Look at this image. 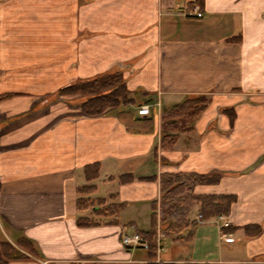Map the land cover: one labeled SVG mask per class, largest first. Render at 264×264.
<instances>
[{
    "label": "crops",
    "instance_id": "crops-1",
    "mask_svg": "<svg viewBox=\"0 0 264 264\" xmlns=\"http://www.w3.org/2000/svg\"><path fill=\"white\" fill-rule=\"evenodd\" d=\"M116 71L135 103L87 115L58 95ZM196 96L207 107L164 146L163 110ZM164 172L221 174L196 192L237 199L162 252L125 247ZM0 237L26 254L7 264H264V0H0Z\"/></svg>",
    "mask_w": 264,
    "mask_h": 264
},
{
    "label": "trees",
    "instance_id": "trees-1",
    "mask_svg": "<svg viewBox=\"0 0 264 264\" xmlns=\"http://www.w3.org/2000/svg\"><path fill=\"white\" fill-rule=\"evenodd\" d=\"M60 95L80 94L84 97L81 108L87 115L102 114L109 107H119L135 103V97L127 89L126 82L121 72L107 73L93 79L77 81L58 91ZM208 105L205 96L190 97L170 108H165L162 112L164 119L162 125V143L168 147L176 140L175 131L181 127L177 120L186 123L193 120L198 113ZM229 112L232 110L229 109ZM231 117L233 119L234 113ZM173 131V132H174ZM99 164L95 163L87 167L86 175L88 179L98 175ZM132 177L131 175H129ZM222 175L218 173L200 174L196 172H164L160 175L161 195L159 206L153 203L152 227L148 231H138L146 235L151 242L153 252L155 244L152 242L156 233L157 215L160 216L161 229L166 235L180 237L184 231L188 230L191 235L197 223L190 218V213L194 205H199V211L203 218L208 219L218 215H228L232 203L237 199L234 194H208L197 193L199 186L216 185L220 182ZM122 204L110 206L111 212H117ZM95 217L81 216L78 218L80 225H91L98 223ZM245 233L254 236L261 232L258 224H248L243 226ZM224 232L230 231V226L222 227ZM20 247L33 252L34 248L30 242L24 238L16 241ZM26 257V254L18 249L11 242L0 237V264H7L13 259Z\"/></svg>",
    "mask_w": 264,
    "mask_h": 264
},
{
    "label": "built area",
    "instance_id": "built-area-1",
    "mask_svg": "<svg viewBox=\"0 0 264 264\" xmlns=\"http://www.w3.org/2000/svg\"><path fill=\"white\" fill-rule=\"evenodd\" d=\"M198 11H199L198 8H194V10L192 11V14H197ZM150 111H151V104L149 103H144L138 106V113L140 115H148ZM198 218L202 219L203 218L202 214H198ZM223 219H224L223 216L219 215L215 219V222L223 221ZM227 225H229L228 222L222 223V226H227ZM161 232H162L161 225H160V222H158L156 236L152 239V241L155 242V249L157 253L164 251V247L162 245L163 234ZM122 244L128 248H138L139 247V248H144L147 250L151 248V242L149 238L146 237V235L139 233V232H135L131 235L125 234L122 237Z\"/></svg>",
    "mask_w": 264,
    "mask_h": 264
},
{
    "label": "rangeland",
    "instance_id": "rangeland-1",
    "mask_svg": "<svg viewBox=\"0 0 264 264\" xmlns=\"http://www.w3.org/2000/svg\"><path fill=\"white\" fill-rule=\"evenodd\" d=\"M58 95H59V94H58ZM72 96H73V98H75V99H74L75 102H77V103H79V104H81V102L84 100V97H82L80 94H73ZM158 104H159V103H158ZM177 123L180 124L181 126H182V125H185V123H184L182 120H177ZM84 190H85V189H84ZM92 197H93V196H92ZM84 202H85V201H83V200H82V202L80 201L79 205H80V206H83ZM87 202H88V201H87ZM87 202H85V203H87ZM92 204L95 205L94 201H92L91 203H87V205H89V206H91ZM84 206H85V205H84ZM198 211H199V207H198V205H194L193 208H192V210H191V213H190V218H191V219L196 218V217H197V214H198ZM131 234H133V233H131ZM131 234H129V235H131ZM162 234H163L162 237H164V236H165V233H162ZM183 234L188 236V232H187V231H184ZM184 235H183V236H184ZM178 238H182V235H181L180 237H177V239H178ZM1 239H3V238L1 237ZM152 242L154 243V241H152ZM167 243H168V241H166V245H167ZM154 244H155V243H154Z\"/></svg>",
    "mask_w": 264,
    "mask_h": 264
}]
</instances>
